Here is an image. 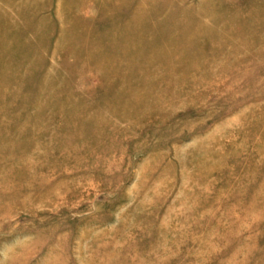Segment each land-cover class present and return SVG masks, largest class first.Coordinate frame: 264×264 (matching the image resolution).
I'll use <instances>...</instances> for the list:
<instances>
[{
	"label": "rangeland",
	"instance_id": "1",
	"mask_svg": "<svg viewBox=\"0 0 264 264\" xmlns=\"http://www.w3.org/2000/svg\"><path fill=\"white\" fill-rule=\"evenodd\" d=\"M139 1L0 0V264H264V0Z\"/></svg>",
	"mask_w": 264,
	"mask_h": 264
},
{
	"label": "crops",
	"instance_id": "2",
	"mask_svg": "<svg viewBox=\"0 0 264 264\" xmlns=\"http://www.w3.org/2000/svg\"><path fill=\"white\" fill-rule=\"evenodd\" d=\"M128 1V0H126ZM139 0H133L132 2V5L133 7H138L139 4ZM187 2H191L189 0H187ZM193 2V1H192ZM131 2L127 3V6L130 7V4ZM51 12V3L48 2V6L45 8H43V20L42 21H39V16H38V22H36L35 24H32L29 26H27V22H25L24 24H22V26L20 25V27L18 29H12L8 24H4L2 22H0V42H4L3 40H1V38H6L8 35L9 36H12L14 32H22L23 34V41L22 42H36L34 41V37L35 38H43V42H52V33L50 32L51 31V28L49 26V22H50V13ZM41 17V16H40ZM47 19V25L44 24V19ZM23 19H24V16H23ZM27 23V24H26ZM6 25V26H5ZM61 26V25H60ZM29 27V28H28ZM28 29H29V32L32 31V33L28 36H27V32H28ZM59 29H61V27H59ZM44 33H46V38H44ZM8 34V35H7ZM55 38V36L53 37ZM54 42V41H53Z\"/></svg>",
	"mask_w": 264,
	"mask_h": 264
}]
</instances>
